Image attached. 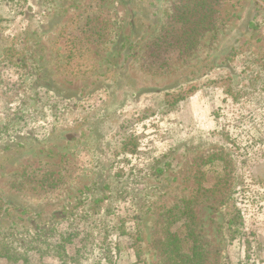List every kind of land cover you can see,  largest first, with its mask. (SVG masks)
<instances>
[{"label":"rangeland","instance_id":"1","mask_svg":"<svg viewBox=\"0 0 264 264\" xmlns=\"http://www.w3.org/2000/svg\"><path fill=\"white\" fill-rule=\"evenodd\" d=\"M184 2L0 0V264H172L184 205L204 264H264V0L157 67Z\"/></svg>","mask_w":264,"mask_h":264},{"label":"trees","instance_id":"2","mask_svg":"<svg viewBox=\"0 0 264 264\" xmlns=\"http://www.w3.org/2000/svg\"><path fill=\"white\" fill-rule=\"evenodd\" d=\"M220 1L221 0H185L184 3H173L171 5L172 12L166 19L162 32L149 45L148 51L149 57L153 62L152 64L157 67L161 64L163 66H168V62H166L164 57H167L166 55L170 54V52L184 59L196 51L201 46V42L207 34L216 29V6L220 4ZM193 91L194 89L191 88L186 90L185 93L190 94ZM182 96L184 95L179 97ZM172 97L174 98L176 95H172ZM179 97L178 100H180ZM125 124V122L122 124L120 131H125ZM136 146L134 141H132V144H124V147L131 151H134V149L136 150ZM233 209L234 208L231 209V216L229 219L231 230L243 224L239 216L235 215V212H232ZM180 210L181 208L179 206L174 210L179 219ZM3 211L2 201L0 200V216ZM181 215L185 217L184 221H182V227L185 228V233L182 236L177 233L171 235L170 241L167 244V251L170 254L168 257L169 261L172 264H204L205 255L203 253V247L198 234L195 233L196 226L193 222L194 213L188 205H184L181 210ZM235 232L238 231L235 230ZM134 241L136 242L135 238ZM62 250V260H74V258H67L64 248H57L58 253ZM7 252L5 248H0V258H6L9 262L18 261L10 257Z\"/></svg>","mask_w":264,"mask_h":264}]
</instances>
